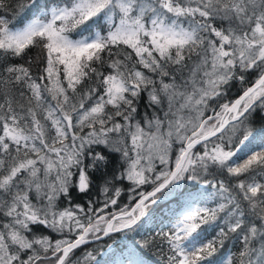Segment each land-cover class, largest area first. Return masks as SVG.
Wrapping results in <instances>:
<instances>
[{
	"label": "snow or ice",
	"instance_id": "6c2138e0",
	"mask_svg": "<svg viewBox=\"0 0 264 264\" xmlns=\"http://www.w3.org/2000/svg\"><path fill=\"white\" fill-rule=\"evenodd\" d=\"M257 117L264 0H0V264H89L167 195L168 264H264Z\"/></svg>",
	"mask_w": 264,
	"mask_h": 264
},
{
	"label": "trees",
	"instance_id": "16d2710c",
	"mask_svg": "<svg viewBox=\"0 0 264 264\" xmlns=\"http://www.w3.org/2000/svg\"><path fill=\"white\" fill-rule=\"evenodd\" d=\"M16 2L26 3L27 0H13V3ZM8 15L10 19L13 18L11 12L8 13ZM36 54V49H32L29 53V55L31 56H35ZM16 62L20 61L17 60ZM245 130H251L253 133V136L250 138L249 144V148L251 149V151H260L261 148H264V121H261L260 118L257 117L251 122H246L245 125L241 126L240 130L237 132V139L242 138L243 132ZM197 150H199V146H197ZM97 151L106 150L103 148V146H100ZM248 154H251V152H249ZM244 158L246 157L241 154V162ZM220 179H223V177H220ZM205 180H213V176L201 174L197 177L196 181L187 180L182 181L181 184L183 185L186 182L189 188H192L193 185H195L196 188H201V186L204 185ZM117 186L127 188L129 185L127 182H125L124 185ZM89 199H97L102 202L104 198L103 196L98 194V190L95 187L91 189V192L88 195H73V203L85 204V202ZM119 203L121 204V206L124 203H128L127 193L122 195ZM60 206H67L66 202L63 201V199L60 202ZM176 208L177 204L174 195L164 196L162 199L158 200L156 205L150 207L149 216H146L141 221L142 227L136 228L132 231L125 230L117 233H111L109 236L104 238L103 241H92L89 244L82 246L80 249H77L75 251V257H81L85 252L91 251L94 259L90 260L89 264H114L112 259L115 258V252H108V247L110 245L113 247H117L119 242L129 241L133 245L132 259L135 264H168L167 256L169 253L167 246L161 244L160 238L157 233H159L161 229H163L164 231L168 230L166 225L169 223L171 216L168 219H166V217L168 214H171L170 210H174ZM109 210L115 211L116 209ZM41 231H43L46 235H51L53 239L60 238L57 234L51 233L47 230L41 229ZM237 250L238 247L235 240H225L223 249L218 248L216 256L224 257L227 256L230 252ZM140 256L148 261H142Z\"/></svg>",
	"mask_w": 264,
	"mask_h": 264
},
{
	"label": "rangeland",
	"instance_id": "374dc122",
	"mask_svg": "<svg viewBox=\"0 0 264 264\" xmlns=\"http://www.w3.org/2000/svg\"><path fill=\"white\" fill-rule=\"evenodd\" d=\"M105 237H107V236H102L101 239H100V241H103V238H105Z\"/></svg>",
	"mask_w": 264,
	"mask_h": 264
}]
</instances>
